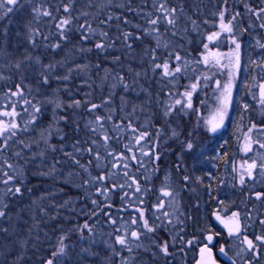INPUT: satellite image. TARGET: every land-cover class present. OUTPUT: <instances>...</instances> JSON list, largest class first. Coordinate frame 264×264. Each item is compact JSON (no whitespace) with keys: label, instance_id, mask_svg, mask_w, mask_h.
<instances>
[{"label":"rangeland","instance_id":"374dc122","mask_svg":"<svg viewBox=\"0 0 264 264\" xmlns=\"http://www.w3.org/2000/svg\"><path fill=\"white\" fill-rule=\"evenodd\" d=\"M142 1L143 4L139 6L145 9L150 0L147 2L146 0ZM216 3L217 0H167V4L170 8L174 7L177 9V27L172 29L169 26L170 29L168 28V30H166L167 28L164 27L168 26L166 21H162L156 26L161 30V32H159L160 34L168 31V47H160L161 49L159 48L160 50L156 55L157 58L162 56L164 59L167 58L173 66H180L182 68V71L175 74L174 78H162L158 73H154L152 71L153 65L151 60L147 61L146 58L149 53L144 50L141 53L142 56H144L143 58L145 59L147 67L143 74L145 76L144 80L146 86H149L148 89L138 80L141 74L139 77L135 75L136 72L141 73V70L129 69L126 67L125 69L127 70L128 76L126 82L132 86L131 90L125 92L123 87H121L115 89L116 93L114 91L111 95H106L105 92H102L100 93L102 96L98 103L91 101L92 91L82 93V96L86 97L84 99H78L81 101V106L79 108H70L68 105L76 101L74 98L75 95L69 92L70 88L67 87V81L63 80V76H61L58 85L61 92L66 91L65 104L69 108L68 113L70 114L72 124L75 125V127L72 125L69 129H73L79 137V131L84 129L89 130L92 127L97 128L96 133L91 132V141L89 143L88 140L87 146H85L86 148L80 145L78 139L73 140L70 144L63 142L65 133L62 125L66 119L59 118L64 117L65 104L56 96L57 92H50L48 94V91L44 88V83H35L31 78L38 67L39 71L42 70V72H44L43 66L48 64L57 66L54 71L48 73L53 76L59 75V71H63L64 75H66L69 69H74L77 64L87 65V68L82 71L87 75L91 72L89 70H92L93 67L80 61L78 58H75L74 61L72 60L74 62L72 63L73 66H69L65 63L64 66L61 67L62 55H59L60 59H58L59 56L54 58V53H52L49 55V58H47L45 48H43L42 55L38 53V50L35 48L37 47V41L36 46L33 48L26 39L24 24L31 21V18L26 20L23 18L31 16L30 6L27 4L23 8L10 13L3 20L6 21V23L0 25V75L5 77V79L0 80V111L11 110L10 105L5 108L6 100L14 99L16 111L18 112L16 119L19 125L17 135L8 140V147L0 153V167H2L0 169V181L8 178L4 175L5 172L13 177L7 185L0 182V199H2L3 204L9 203L10 200L13 199L18 200V198H14L13 194L9 193L5 195V193L8 187L15 189V187L19 186L17 179H22L21 173L24 171L22 167L30 169L32 174L37 173L45 178H50V184L52 185H49L43 194L35 197H24V200L19 203H25V200H27L30 213H38L40 216L48 219L56 218L57 216H72L73 219H75L78 215V217L86 218L80 220V222L75 220L76 225H83L85 221L93 225L96 243L92 244L91 248L98 255L85 257L83 259V264H107L106 258L111 254V250L105 246L104 241L108 240L114 243V236H109L108 233L124 223H127L131 227L130 218L132 215H137L135 213L130 214L121 211L112 213L113 218L116 220L115 225L107 223L106 216H94L91 218L89 216V213L94 207L90 204L92 199H94V195L97 196L98 199L103 196H99L96 193V189L99 187L98 184L90 183L84 185V181H90L93 177L102 175L106 172L117 171V169L112 167L113 160L107 162V167L106 157L101 155L102 159L96 161L94 156L96 151L100 152V148L104 143L102 135L106 132V127L118 134L113 127V122L118 124L122 123L124 125V123L120 121V118L125 119V126L131 120L138 129L150 133L141 145L133 149L136 155L144 161L145 166L140 167L136 163L130 165V172L137 178L141 186V192L132 195V189H128L127 187L124 189H117V187L109 192L106 201L111 199L112 196L117 195L120 199L119 207L121 208L125 206L126 208L130 206L142 207L150 223L163 225V227L159 229L156 239L161 242L167 241L170 252V255L164 256L151 240L147 237H142L143 248L134 249L132 253L136 258L135 264H180L183 257L187 260L193 258L195 252L197 253L200 245L204 243L203 235L211 234V231L223 230V225L229 234V227L233 226V222H240L238 216L239 204L235 203L234 200V176L237 170L246 173L243 169L246 168L247 163H251L253 160H255L258 165L264 163V147H261V144H264V104H261L260 95L257 94L258 86L261 80L264 79V50L262 47H258L259 44L256 43L257 41L261 42L264 40V28L257 26L248 28L251 36H248L246 41L243 40V42L241 39L242 33L239 32L236 35L237 38L235 41L240 45L239 50H241L244 62L242 66L243 72L239 79L238 86L240 92L236 93L235 100L233 104H231L232 106H229L230 112L228 116H230V121L228 128L217 135H212L210 137L205 136L208 125L205 124V120L203 119L202 124H198L199 127H197L196 125L200 117L195 115L192 118L191 115L194 113H191V111L195 112L199 107V110L202 109L203 115L210 118L209 121L218 119L216 117V110L218 109L221 92L223 91L221 83L222 75L220 76L218 74V63L214 58L215 51L217 50L215 47L217 46H213V40L209 41L207 39L209 35L216 31V28L213 26L216 15ZM150 4L152 5V3ZM150 7L154 9L153 6ZM187 7L193 9V12L190 13L188 9L186 11ZM181 8L183 12H180ZM55 14L59 15V17L63 16L57 12H55ZM193 14L197 16V18H194ZM156 15L157 13L155 16ZM198 16L201 17L202 20H199ZM179 19H182V21H179ZM193 20L196 22L195 25L192 24ZM228 20L231 21V18H228ZM21 21H24L22 27L18 26ZM205 21H207V23H205ZM180 22L182 23V27L178 26ZM122 25L125 24L122 23ZM146 25L149 24L146 23ZM188 25L192 26V36L188 34V28H190ZM32 27L41 30L44 32V35L51 31L57 32L55 22L50 24L47 20L41 25L36 23V25ZM92 28L95 30V34L89 38L90 41H93L94 36H100L99 25H92ZM5 30L7 32L6 36L4 35ZM172 31H176L177 35L173 36L171 34ZM74 32H77L76 27H74ZM192 39L196 43L204 42V45H208L207 48L203 45L205 50H203L202 54L199 56L190 53L189 45ZM119 42L122 43V48H124V52H126L127 46L123 42ZM233 44L236 48V44ZM262 44H264V42H262ZM82 47L87 49L85 46ZM74 48L76 49L75 52L78 54L79 47L75 46ZM35 51L37 54H35ZM169 51L172 52V56L168 55ZM110 53L111 52H107V55L109 56ZM26 54H31L33 57L39 56L41 58V64L37 65L33 62L25 61L24 56ZM176 54H179L182 58L178 62L175 61ZM107 59H109V57H107ZM206 59H209L210 62L213 61L214 66L207 68V63H205ZM163 60L157 62H163ZM17 61H23L20 69L14 67ZM254 62L258 64L255 65ZM252 65L255 66L253 73L250 74L249 68H251ZM250 75L252 77L251 83L247 81ZM205 77L208 78L205 79ZM227 77L229 79V76ZM232 78H234V76ZM7 81L9 82L7 83ZM217 81H220L219 87H217ZM149 82L155 87L156 92L154 94L148 92L152 86ZM193 83L197 84L192 94L193 108L183 110L177 106L176 109L173 110L172 115L165 118L162 114L163 106L165 104H174L175 99L183 100L184 98L179 94L184 93L186 89L191 91V85ZM17 84L22 85L23 92L26 91L29 94L33 93L32 96L22 98L7 95L9 89L15 90ZM147 93L149 94V98L146 103L140 102V97ZM169 93L173 95L169 96ZM39 94L41 95L40 97H38ZM61 97H63V94ZM24 99L32 101L33 104H38L41 108L40 114H38V118L34 124L28 123L31 118L30 114L34 112V109L31 105L24 104ZM105 100L108 101L107 104H103ZM49 101H53V103ZM56 101L61 103V108L55 107ZM93 103L101 105V107L89 112L88 109ZM151 104L154 105V107L148 108L147 106ZM134 105L137 106L135 111H133ZM84 106H86L85 110ZM54 108L56 111L55 120L53 117ZM25 109H27V111H25ZM80 113L83 115L81 123H79ZM45 115L49 117V122L43 121V116ZM109 115L112 117L111 120L107 119ZM97 116L104 117L102 129L96 124ZM0 119L6 120L8 118L0 117ZM191 119L195 121L194 124L196 126L191 133L196 132V134L192 135V137H194L190 139L194 142L195 147L189 152L185 150L181 141H188L185 128L186 125L190 123ZM26 124L28 126V131H23ZM253 125H256V127L253 128ZM158 129L160 130L159 136H157ZM249 129L252 130L249 131ZM173 130L178 133L176 137L172 135ZM32 131L43 132V136L48 139V143L45 144L43 142L41 134L30 139L29 134ZM49 133L51 134L49 135ZM201 134L202 137H199L198 135ZM84 135L86 136L85 133ZM133 135L135 134L130 130L125 131L127 144L135 143L129 139ZM61 136L63 139H61ZM109 136H111V134ZM246 137L249 139L246 140ZM93 140L97 142L96 145H93ZM2 143L3 138H0V144ZM246 143H250L251 146L254 147L253 152L249 155V151L245 152L243 150ZM39 145H42V147L39 148ZM49 145L54 146L55 151H53ZM74 145L85 150L90 146L93 147V155L89 156L87 151L76 153ZM165 145H169V148L164 151L166 152L164 154L161 149H164ZM171 145H173V147L170 149ZM140 147H143L145 151H151L155 148L160 156L159 160H155V166L150 165L152 156L141 155L139 151ZM61 149H63V151H61ZM109 150L111 149L109 148ZM173 150L175 152H172ZM6 151L9 152L10 156L6 154ZM17 152L20 153L19 156L15 155ZM66 152L73 153V155L80 160L81 164H84L88 168V171L85 172L72 160H69L65 155ZM41 153L43 155H41ZM125 154L128 156L131 155V153ZM89 160L92 161L91 164H89ZM5 161L12 164L13 167L8 168ZM98 163L100 165L99 168L96 166ZM133 164L135 167H133ZM234 167L236 169L235 171L233 170ZM121 168L119 171L122 173L123 168ZM185 176L189 177L187 182L184 180ZM145 177H147V179H145ZM108 182L111 184L125 183V178L123 175L112 176L106 181L107 187L112 189L113 184L110 185ZM61 185H69L77 194H68L66 189H63ZM134 188L135 185H133V189ZM145 189L147 191H145ZM125 191L132 195V201L135 202L134 205L128 200H121V196ZM163 191H168L170 195L167 197L163 196ZM29 192L30 190L28 189V193ZM139 197H142L143 204L140 203ZM160 201H164V206L163 208L157 209V207L154 206L158 205ZM9 205L10 204H8L7 207H9ZM0 207H2V204H0ZM21 208H25V206ZM208 211L211 213L209 219H207ZM164 212L169 213V216L165 217L163 215ZM233 213H237V216L234 217ZM11 216H14V214H11ZM156 216L160 218L157 220ZM217 216H219L220 219H217ZM169 220H171V223L168 222ZM18 222L19 220L8 221L5 223L6 228H3L7 229V231H0L2 234V236H0V264H21L18 256L8 255L11 249L15 247L12 246L13 244L17 243L16 245H18L17 249L19 251L23 252L27 248L28 252V247L26 246L32 238L30 236L32 228L28 221L27 228L24 231L25 235H16L19 229L16 228L15 223ZM45 231L46 229L43 227L36 231V233L42 234L37 237V244L39 245V241L42 243L49 242L46 248H51L57 240L56 236L50 237ZM84 234H86L85 237H87L86 231ZM174 237L175 240H173ZM181 238L183 239V243L181 242ZM243 240L238 238L230 241L228 238L226 247L229 255L232 256L237 263L247 264L250 256L249 252L246 250V245L242 242ZM188 241H193V243L189 244L187 243ZM77 244L79 245L74 254V259L76 260L73 262L76 264L80 259L77 257V253L80 252L81 247H88L89 242L88 239L83 241L79 239ZM56 246L57 244L53 248ZM69 247L70 246H68V248ZM117 248H119V246H117ZM241 249H245V251L242 252ZM70 250L72 251V249ZM178 252H182L184 255H175ZM262 254L264 255V252ZM69 255L58 259L62 260L63 264H71L68 259ZM120 255L128 257L130 254L127 251H121ZM10 256L11 258H9ZM259 258L261 259V257H258V259ZM262 258H264V256ZM47 259L48 258L45 259L43 264H45ZM112 260L114 264H119V257L112 256Z\"/></svg>","mask_w":264,"mask_h":264},{"label":"snow or ice","instance_id":"6c2138e0","mask_svg":"<svg viewBox=\"0 0 264 264\" xmlns=\"http://www.w3.org/2000/svg\"><path fill=\"white\" fill-rule=\"evenodd\" d=\"M131 2V0H130ZM225 3H227V0H225ZM262 3H264V0H262ZM29 5L30 6V14L32 17L31 21H28L24 24V28H25V33H26V39L28 40V43L34 48L36 46V38L41 37L43 34L40 32V30L38 28H33L32 27V21H35L37 24L40 23V18L41 17H46L49 18V20L47 21L48 23H53L55 22V28L57 29V32L55 33V35L59 36V40L60 41H67L69 39L67 33L71 30V24H72V16L70 15L71 11L73 10V4H74V0H69L68 3L63 4V12L64 13H68L69 15L66 16H60L59 18L53 14L50 6H48L46 4V0H0V21H3L10 13H13L21 8H23L25 5ZM89 8L95 7L97 8L98 11H103L106 7L109 6H113V0H98V3L93 4L91 2V0H89V3L87 5ZM116 7H123L122 5H114ZM154 6H155V11L157 13V15L155 16V18H151V14L149 15V19H148V24L150 26H152L150 29H145V34H149V32H155L156 33V40H157V48L160 47V33H159V29L156 27L159 23H161L162 21H166L167 25L170 26L172 29H175L177 27V9L176 8H170L167 4V0H159L158 3H156V0H154ZM246 10L248 12H252L254 15H256L258 18L261 16H264V7H260L259 9L254 10L253 8L249 7L248 5H245ZM129 11H134V9H132L131 7L128 8ZM57 12L60 11L59 8L56 9ZM180 12H183V9H180ZM80 15L87 17L89 15V13L87 11H83L80 13ZM224 15H225V11L222 10L219 12V17H220V28L222 31L225 32H232V27L231 25V21L225 22L224 21ZM240 13H236V16H239ZM236 17L233 16V20ZM113 19V16L111 14H109L107 16V20H101L100 22L103 23H107L108 21H111ZM116 19L119 20V17H116ZM190 19V18H189ZM125 23H128L127 20H125ZM195 21H192V24L195 25ZM205 23H207V21H205ZM261 28H264V22H262L260 24ZM78 31H79V35H80V40L81 41H87L91 36H93L95 34V30L91 27V24H89L87 22V20L85 21L84 24H80L78 26ZM173 36L177 35L176 31H172L171 33ZM4 35H7V32L5 30ZM219 35V33H212L211 35H209L207 37V39L209 41L214 40L215 38H217V36ZM132 34L129 32H121V34L119 36H117V40H122L123 43L131 50L132 49V44L130 43V40L132 39ZM50 39L49 36L47 35H43V40L48 41ZM109 39V35L107 32H101L100 33V41L95 43V48L101 52L106 51V49L108 47H115V42H113L112 44H108L106 43V41ZM135 39L139 40L140 37L136 36ZM233 43L236 44V49H237V55H236V66H239V48L240 45L238 43H236L235 39H233L232 41ZM62 45L61 43L58 41L55 44H45V47H51L53 50H56L58 48H60ZM165 48L168 47V44L164 45ZM205 48L208 47V45H204ZM260 47L264 48V44H261ZM79 51H85V49L81 46L79 48ZM87 51H91V49H87ZM145 51L147 52L148 50L145 49ZM152 57H151V63L153 65L152 67V71L154 73H158L162 78H174L175 74L180 73L182 71V68L180 66H173L169 60L167 58H165L163 60V62H157V55H156V49H152ZM169 56H172V52L169 51L168 53ZM115 61H119V57L114 58ZM182 58L179 54L175 55V61H180ZM24 60L25 61H30L33 62L37 65L41 64V58L39 56H35L33 57L31 54H26L24 56ZM23 61H17L14 64V67H16L17 69L21 68ZM205 63H207V59L205 60ZM60 66H64V62L60 63ZM44 67V72L41 73V76L43 77V83L47 84L49 82V76L47 75V73H51L52 71L55 70V68L57 67L56 65L53 64H48ZM97 67H99V65H97ZM87 68V65H75L74 69H69L68 74L64 75L62 77L63 80L68 81L71 77V73L73 71H77V72H82ZM136 77L140 76L139 72L135 73ZM58 79H61V77H57ZM208 77H205V79H207ZM5 79L4 76L0 75V80ZM119 83L120 85L123 87L124 91L127 92L129 90H131V85H129L126 82V79L124 76H120L119 77ZM220 86V81H217V87ZM231 86H232V75L231 73L229 74V80L228 83L225 84L223 86V91L221 92V96H220V107L217 109L216 112V117L218 119L209 121L206 120L205 124L208 125V131L209 132H215L217 131V129L223 124V120L224 117L227 115L228 112V104L231 101ZM197 87V84L193 83L191 85V91L189 90H185L184 93L179 94L181 95L184 99H175L174 104H165L163 106V116L165 118H168L172 115L173 110L176 109L177 106H179L180 109L183 110H187V109H192L193 105H192V94L195 91ZM7 95L11 96V97H23V88L21 84H17L15 86V90L13 91L12 89H9ZM172 93H169V96H172ZM123 99V97H122ZM50 103H53V101H49ZM260 102L261 104H264V84L260 85ZM108 101L105 100L103 102V104H107ZM24 104L27 105H31V107L34 109V112L30 114V121L28 123L34 124L35 121L38 118V114L41 111V108L38 104H33L32 101L24 99ZM11 105V110H5V111H0V117H5L8 119H0V138H3V143L0 144V153H2L7 147H8V140H10L12 137H15L17 135V131L19 130V125L17 123V119L16 117L18 116V112L16 111V104L15 102H10ZM70 108L71 107H76L79 108L81 106V101L76 100L74 101L72 104L68 105ZM8 105H5V108H7ZM55 107L56 108H61V103L56 101L55 102ZM98 107H101V105H97V104H91L89 107V112L94 111L95 109H97ZM137 106H133V111L136 110ZM142 109V106H141ZM123 110V109H122ZM25 111H27V109H25ZM53 117L54 120L56 118V111L55 108L53 110ZM59 119H65L64 117H60ZM108 120H111L112 117L111 115H109L107 117ZM103 120L104 117L101 116H97L96 117V124L102 129L103 128ZM113 127L116 131H126V130H130L132 133H134L135 135L131 136L129 139L130 141H134L135 143H129V144H125L124 148H125V152H121L119 154L114 153L113 151L109 150L108 148V144L109 141L111 139H113V137L109 136L107 134V132H104L102 135V139L104 141V147H105V151L107 152V155L112 157L113 163H112V167L114 169H117L116 172H106L102 175L93 177L90 181L89 180H85L84 181V185H88L90 183H94V184H98L99 187L96 189V193L99 196H103L105 197V200H107L108 198V194L111 190L119 187L120 189H124L125 187H127L128 189H132V195H134L135 193H140L141 192V186L138 183V180L135 176H133L130 172V165L132 163H136L138 164L140 167H144V161L141 160L137 155L136 152L133 150L136 146H139L142 144V142H144L146 140V138L150 135V133L146 132V131H141L140 129H138L136 126H134V124L132 123V121L130 120L129 123L124 126L122 123H115L113 122ZM256 125H253V128H255ZM93 133L97 132V128L96 127H92L90 129ZM252 129H249V131H251ZM23 131H28V126L27 124L25 125ZM7 134V135H6ZM51 133H49L50 135ZM160 135V130H157V136ZM173 137H176L178 135V133L173 130L172 132ZM190 135H192L190 133ZM41 136L43 138V142L45 144L48 143V139L44 138L43 136V132H41ZM61 139H63V137L61 136ZM249 138L246 137V140H248ZM117 142H119V138H117ZM79 143V142H77ZM93 145H96L97 142L95 140H93ZM49 147L52 148L53 151H55V147L52 145H49ZM185 150L191 152L195 145L194 142L192 140H188L186 145H184ZM261 147H264V144H261ZM75 148V152L76 153H81L83 151H87V153L89 154V156L93 155V151L94 148L93 147H89L86 150L85 149H81L79 147H76L74 145ZM243 150L245 152H248L251 150V144L250 143H246L243 147ZM61 151H63V149H61ZM139 151L141 153L142 156H155L156 160L160 159L159 154L156 152L155 148H153L151 151H145L143 147L139 148ZM125 153H131L130 156L126 155ZM15 155L19 156L20 153L17 152L15 153ZM41 155H43L41 153ZM65 155L68 157L69 160H72L76 165H78L80 168H82L85 172L88 171V168L84 165L81 164L80 160L78 158H76L73 153H65ZM94 159L96 161H100L102 159L100 153L98 151L95 152V156ZM91 160H89V164H91ZM5 164L7 165L8 168H12L13 165L8 163L7 161H5ZM97 168L100 167L99 163L96 165ZM123 168V172L121 173L119 171L120 168ZM259 167L261 169V175L264 176V163L261 164H257V162L255 160H253L251 163H247L246 168L244 169V172H246L247 176L249 179L253 178V171ZM54 169V166H53ZM234 171L236 170L235 167L233 169ZM5 176H7L8 178L0 181L2 183H4L5 185L9 184V182L13 179L12 176H9L7 172L4 173ZM119 175H123V177L125 178V183L122 184H113L112 189H109L106 185V181H108L112 176H119ZM145 179H147V177H145ZM185 182H187L189 180L188 176L184 177ZM130 181V183H129ZM23 183V181H21V184ZM240 183L244 184L245 183V176L244 174L240 175ZM133 185H135V188L133 189ZM145 191H147L145 189ZM13 194V195H19L21 194V187L17 186L15 187V189H13L12 187H8L7 191L5 193V195L7 194ZM163 196L167 197L170 195V193L168 191H163L162 192ZM132 195L129 194V192L125 191L123 192L122 196H121V200L125 201L128 200L129 202H132L134 205V201H132ZM264 198V194L261 193H257L256 194V199L260 200ZM140 200V203L143 204V199L142 197L138 198ZM91 203L94 206V209L89 213L90 218L94 217V216H99L101 214L105 215L107 217V223L115 225L116 224V220L113 218V215L111 212H103V209H100V211H96L95 209L99 208L100 205L98 203V201L96 199H92ZM0 204H2V207H0V218L5 217L7 215L6 211L4 209L7 208V204H3L2 199H0ZM106 206L108 208H112L111 204H106ZM164 206V201H160L158 205H155L154 207H157V209L159 208H163ZM126 210V206L122 207L121 209H119V211H125ZM134 212L138 213V215H132L130 218V223H131V227L127 224L124 223L122 224L120 227L115 228L112 232H109L108 235L109 236H114V243L112 241H104L105 246L111 250V254L106 258L107 260V264H114L113 260H112V256H117L119 257V264H135L136 262V258L132 255L134 249H140L143 248V242L141 240L142 237H147L149 240L152 241V243L154 245H156L159 248L160 253H162L164 256H168L170 255L169 252V245L167 241H160L156 239V235L158 234V231L161 227H163L162 224H154V223H150L148 218H146L145 216V211L142 207H135L133 208ZM163 215L165 217L169 216V213L164 212ZM233 216H237V213H233ZM160 217L156 216V219L158 220ZM217 219H220L219 216H217ZM169 223H171V220L168 221ZM261 225H264V220L260 221ZM141 226H142V230H141ZM79 231V239L81 241L88 239L89 242V246L88 247H81L80 248V252L77 253V257H79L80 259L77 261V264H83V259L85 257H91V256H96L98 255L96 252H94L91 248V245L96 243V240L94 238L95 234L93 232V225L89 224L88 221H85L83 225L78 226ZM0 231H4L6 232L7 229H0ZM87 232V237H85L84 232ZM241 231V225L239 222H233V226L229 227V234H238ZM151 234V235H149ZM66 235H62L58 242H57V246L55 248V250L52 252L51 254V258L47 259L45 264H63V261L58 259L60 257H67L68 254V245L65 243L66 240ZM173 240H175V237L173 238ZM208 243L211 244L213 241L212 236H208L207 237ZM255 240L259 242L260 245H264V234L261 235H256ZM181 242L183 243V239L181 238ZM245 245H246V250L250 253H252L254 256L257 255V249H258V245L251 239H248L247 237L244 238V240L242 241ZM187 243L192 244L193 241H188ZM117 246H119V248H117ZM147 250V249H145ZM183 250V249H181ZM121 251H127L130 255L128 257H124L122 255H120ZM201 260L198 262V264H216V261L212 259V249L209 248L207 245H205L203 248H201ZM241 251H245V249H241ZM220 253L223 255H227V253L225 252V249L223 246H221L220 248ZM233 264H235V261H233ZM248 264H251V262L249 261Z\"/></svg>","mask_w":264,"mask_h":264},{"label":"trees","instance_id":"16d2710c","mask_svg":"<svg viewBox=\"0 0 264 264\" xmlns=\"http://www.w3.org/2000/svg\"><path fill=\"white\" fill-rule=\"evenodd\" d=\"M148 0H146L147 2ZM184 1V0H182ZM69 0H46V4L48 6H50L52 12L54 15H56L59 18V15L55 14L56 9L59 8L60 11L57 12L59 14H62L63 16L69 15L68 13H64L63 12V4L68 3ZM91 2L93 4L98 3V0H91ZM159 0H156V3H158ZM89 3V0H74V4H73V10L71 11L70 15L72 16L73 20H72V24H71V30L67 33L69 39L67 41H60L59 40V36L55 35L56 32H48V34H46L47 36L50 37V39L48 41L43 40V35L44 32L41 31V33L43 34L41 37L37 38V47L36 50H38L37 52L40 53L41 55L43 54V48L46 49V56L47 58H49V55L54 53V58L58 57L59 55H62V59L61 61L65 63H67V65L69 66H73L72 63H74V59L78 58L80 61H83L85 63H87L88 65L92 66L93 69L89 70L91 71L89 74L85 75V72H75L73 71L71 73V77L70 79L67 81V87L70 88L69 92H72L73 95H75V99H84L86 96H82V93H87V92H91L92 91V102L94 103H98L100 98H101V94L102 92H105L106 95L107 94H112V92L115 91L117 88H121L122 86L119 83V77L120 76H124L126 81H127V70L125 69L126 67H128L129 69L133 68V69H140L141 71V77L138 79L139 82H141L144 87L146 89H148V87L146 86V82L144 80V74L143 72L145 71V68L147 67V65L145 64V59L143 58L144 56H142V53L145 49H147L148 53L147 54V61L151 60L152 57V49H156V53L159 52V50L161 49L160 47H164L165 44H168V31H166V33H162L160 34V49L157 48V40H156V33L155 32H149V34H145V29H150L151 26L146 25V23H148V19H149V15L151 14V18H154L156 11H155V6H154V0H150L148 5L146 6V8L144 9V7H140V4H143L142 0H113V6H109L106 7L102 12L98 11L97 8L92 7L89 8L87 5ZM117 3V4H116ZM152 3V5L150 4ZM114 5H122L123 7H116ZM150 6H153L154 9H151ZM57 7V8H56ZM131 7L132 9H134V11H129L128 8ZM147 9V10H146ZM83 11H87L89 13V15L87 17L80 15L81 12ZM187 11V9H186ZM190 13L193 12V9L189 8ZM188 11V12H189ZM111 14L113 16V19L111 21H108L107 23H101V20H107V16ZM116 17H119V20L116 19ZM194 18H197V16H195L193 14ZM199 17V16H198ZM24 20L26 19H30L32 20L31 16H27V17H23ZM41 20L44 19V17L40 18ZM45 20H49V18L45 17ZM87 20V22L89 24L92 25H99L100 27V33L103 32H107L109 35V39L106 41V43L108 44H112L113 42H115V47H108L106 49V51L101 52L99 50H97L95 48V43L100 41V36H94L93 41H90V39H88L87 41H81L80 40V35H79V31H78V26L80 24H84L85 21ZM127 20L128 23H124V21ZM199 20H202L201 17H199ZM179 21H182V19H179ZM74 23V24H73ZM125 24V25H122ZM179 27H182V23H178ZM190 28H188V34L190 36H192L191 33V25H188ZM40 27V26H38ZM74 27H76L77 32H74ZM165 28H167L166 30H168V28L170 29L169 26H164ZM121 32H129L132 34V39L130 40V43L132 44V49L130 50L127 47L126 52L124 48H122V43H120L119 41L123 42L122 40H117V36H119L121 34ZM159 32H161V30L159 29ZM136 36H139L140 39L137 40L135 39ZM194 36V35H193ZM61 43V47L53 50L51 47H45V44H55L57 42ZM213 46H217L219 47V43L216 42V38L212 41ZM204 42L202 43H196L193 39L190 42L189 45V50L190 53H193V55L199 56L202 54V51L205 50L203 48ZM75 46H78L79 48L81 46H85L87 49H91V51H87V49H85V51H78V54L75 52ZM215 47V48H217ZM142 51H141V50ZM36 52V51H35ZM37 52L35 54H37ZM107 52H111L110 55H107ZM141 53V54H140ZM162 53V52H161ZM208 54V53H207ZM107 57H109V59H107ZM119 57V61H115L114 58ZM126 57V58H125ZM58 59H60V56L58 57ZM164 58L162 56H159L157 58V61H161ZM73 60V61H72ZM133 64V65H132ZM97 65H99V67H97ZM149 65V64H148ZM210 66H214V62H210L209 59L207 60V68ZM216 66V63H215ZM150 67V65H149ZM73 69V68H72ZM106 69V70H104ZM105 71V72H104ZM42 70L39 71V67L38 69H36L34 75L32 76V81L35 83L41 82L43 83V77L41 76ZM59 75H52V74H48L49 76V82L47 84H45L44 88H46V90L48 91V94L50 92H57L56 96L59 97L64 104L66 103V91H60L59 88V79L57 78V76L61 77L64 76L63 71H59L58 72ZM230 73V72H229ZM227 76L229 75H223V77L226 78L227 81ZM147 77V76H146ZM235 77L232 78V86L235 84ZM9 81H7L8 83ZM82 82V83H80ZM222 86H224L225 84H227L228 82H225V80H221ZM150 85H152L151 82H149ZM231 86V87H232ZM13 90V89H12ZM148 92H150L151 94H154L156 92L155 87L152 85L150 87V91L148 90ZM36 93V92H34ZM23 97L22 98H28L29 96H32L33 93H27L26 91L23 92ZM38 94V92H37ZM63 94V97H61V95ZM41 95L39 94L38 97H40ZM36 97V96H35ZM149 98V94H143L142 97H140V102H144L146 103V101ZM10 102H14V99H8L6 100V105H10ZM36 104V103H35ZM11 106V105H10ZM229 106L231 105V101L228 104V112L227 115L224 117L223 120V124L217 129V131L215 132H209L208 129L205 132V136H212V135H217L219 133H222L225 131L226 128H228V124L230 121V116H228L230 110H229ZM149 107H154V105H149L147 106ZM220 107V103L218 104V108ZM86 106H84V110H85ZM64 118L66 119V121L63 122V131L65 133V139L63 142H67V143H71L73 140L78 139V141L80 142V145L84 148L85 146H87V142L89 140V143L91 141V130L89 129H84L79 131V137L77 136L76 132L73 129H69V127H71L72 121L70 119V114L68 113L69 108L66 106H64ZM217 112V110H216ZM191 113H194L191 115V117L193 118L195 115H198L200 118L197 122V127L198 124H202L203 119L206 120H210V118L206 117L205 115H203L202 109L199 110L198 109L193 112L191 111ZM40 114V113H39ZM206 118H205V117ZM47 117V118H46ZM83 115L80 113V119H79V123H81V119H82ZM49 117L47 115L43 116V121H48ZM120 121H122L124 123V126L126 124L125 119L120 118ZM49 122V121H48ZM194 120L191 119L190 123H188L186 125L185 131L187 134V140L193 138L192 135H195L196 132L191 133V131H193L196 126L194 124ZM75 127V125H73ZM36 127V126H35ZM34 128V127H33ZM40 129V128H38ZM116 131V130H115ZM106 132L108 135L111 134V137H113V139H111L109 141L108 144V148L111 149V151H113L116 154H119L120 152H125V148L124 145L127 144V138L125 136V131H116L118 132V134H116L115 132L111 131L108 127H106ZM84 133L86 134V136L84 135ZM190 133L192 135H190ZM41 134L40 132H34L32 131L29 135H30V139H33L35 136H39ZM28 135V136H29ZM90 136V139H89ZM199 137H202L201 135H198ZM117 138H119V142H117ZM184 139V138H183ZM168 142V141H167ZM166 142V144H167ZM183 143V145H185L187 143V141H181ZM90 146V145H89ZM39 148L42 147V145L38 146ZM91 147V146H90ZM173 147V145L170 146V149ZM86 148V147H85ZM169 148V145H165L164 149H161L162 153H166L164 152L165 150H167ZM254 150V147L251 146V150L249 151L248 155L250 153H252ZM172 152H175L174 150ZM100 155L106 157V166L107 162L109 160L112 161V157L107 155V152H105V147H104V143L102 144V147L100 148ZM6 154H9L8 151H6ZM247 155V156H248ZM171 156V154H170ZM245 156V157H247ZM110 158V159H108ZM155 157L154 155H152V159H151V164L152 166H155ZM133 167H135V165L133 164ZM2 167H0L1 169ZM23 168V172L21 173L22 175V179H17L19 182V187H21V194L19 195H13L14 198H18V200H10V202H7V206L8 204L9 207H7L6 209H4L7 213V215L5 217L0 218V228H6L5 227V223L8 221H13V220H19L18 223L16 224V228H18L19 230L16 232V235L18 234H24V231L27 228L28 225V221L30 223V227L32 228L31 230V234L30 236L32 237L29 241V244L26 246L28 247V252H27V248L25 249V251H19L18 245L13 244L12 246H15L14 249H11L10 253L8 255L11 254V256L15 255L18 256L20 259L21 264H43V262L45 261L46 258H51V254L52 252L55 250V248H53L59 238L62 235H66V240L65 242L67 243L68 246H70L67 251L68 254L71 251L70 249H72L71 254L69 255V261L71 262V264H76L73 263L74 260V254L76 253V248L78 247L79 244H77L78 240H79V231L78 226H80L79 224L76 225V221L80 222V220H84L86 218L83 217H76L75 219H73V217L71 216H67V217H62V216H57L56 218H44L42 216H40V214L36 213L33 214L32 212H29V208H28V201L25 200V203H19L20 201L24 200V197H35V196H39L41 194H43L47 187H49V185L51 183L50 178H45L43 176H41L40 174L34 173L32 174L30 169H28L27 167H22ZM122 169V168H121ZM244 171V169H243ZM116 172V171H115ZM244 174L245 176V183L241 184L240 183V175ZM240 175L238 177V181H237V185L240 186V193L237 196L235 203L239 204V211H238V216L240 218V225H241V230H242V235H239L238 237L234 236V234L230 235L229 234V238H235V239H240L243 240V237H247L249 234V223L252 222V213H251V208H252V201L249 195V183H248V176L246 173H243L240 171ZM21 181H23V183L21 184ZM110 185H112L110 182H108ZM60 184V183H59ZM122 184V183H120ZM63 186V189H66V192L68 194H77L76 191H74V189H72V187H69V185H61ZM28 189L30 190V192L28 193ZM117 189H120L119 187ZM94 199H96L100 205L99 208L95 209L96 211H100V209H103V212H111V213H115V212H120L119 209H121V207H119V202L120 199L118 198L117 195H114L111 197V199H109L108 201L105 200V197H101L100 199H98L97 196L94 195L93 197ZM21 199V200H19ZM31 200V199H30ZM13 204V205H12ZM91 206H93L92 203H90ZM106 204H111L112 208H108L106 206ZM22 206H25V208H21ZM134 207H128L126 208L125 211H121V212H128L130 214H137L136 212H134L133 210ZM94 209V207L92 208V210ZM40 210V209H39ZM11 214H14V216H11ZM210 212H207V219L210 218ZM99 216L105 217V215L101 214ZM76 220V221H75ZM106 221H107V217H106ZM45 228L46 229V234L50 235V237H55L56 236V241L53 244V247H48L46 248V246L49 245V242H40L39 241V245L38 243V239L37 237L42 235V234H38L36 233V231L38 229H42ZM36 230H35V229ZM85 233V232H84ZM86 235V234H84ZM0 236H2V234L0 233ZM27 236V235H26ZM28 241V240H27ZM75 250V251H74ZM197 251V250H196ZM196 253V252H195ZM195 255V254H194ZM11 256L9 258H11ZM14 256V257H15ZM4 257V255H3ZM194 257V256H193ZM9 260V259H8Z\"/></svg>","mask_w":264,"mask_h":264},{"label":"flooded vegetation","instance_id":"af4514ba","mask_svg":"<svg viewBox=\"0 0 264 264\" xmlns=\"http://www.w3.org/2000/svg\"><path fill=\"white\" fill-rule=\"evenodd\" d=\"M245 5H248L249 7L253 8L254 10L259 9L260 7H264V3H262V0H227V3H225V0H217L216 3V15H215V20L213 26L216 28L215 33H219V35L216 38V42L219 43V47H217V50L215 51V56L214 58L217 60L218 67L217 71L218 74L221 76L222 75V81L225 80V82H228V77L227 81L226 78L223 77V75H229L231 73L232 77H236L235 84L231 87V104H233L236 93L240 92L239 89V79L241 77V74L243 72L242 66H243V59H242V53L241 50H239V66H236V55L237 51L232 43L233 39L237 38V34L240 32L242 33V42L243 40L246 41L248 36H251L249 34L248 28L257 26L260 27V24L264 22V16L257 17L254 15L252 12H248L246 10ZM186 9L189 10V7ZM191 9V8H190ZM224 10L225 15H224V21L228 22V18H231V27H232V32H225L222 31L220 28V17H219V12ZM236 13H240L239 16H236ZM233 16L236 18L233 20ZM24 21H21L18 26L22 27ZM43 22H45V17L44 19H40V25ZM6 21H0V25L5 24ZM36 22H32V26H35ZM1 27V26H0ZM9 27V26H8ZM10 28V27H9ZM41 31V30H40ZM263 41H257L256 43L259 44L258 47H260V44H262ZM261 49V48H260ZM264 50V48H263ZM244 52V51H242ZM254 64H258L257 62H254ZM252 65L251 68H249L250 74L253 73L254 66ZM230 72V73H229ZM264 74V71H263ZM224 78V79H223ZM252 77L251 75L248 77L247 81L251 83ZM249 83V85H250ZM264 84V79L261 80L257 94L260 95V85ZM227 129V128H226ZM225 129V130H226ZM240 175V171L237 170V173L234 176V192H235V197L234 200H236L237 196L240 193V186L237 185L238 177ZM248 183H249V195L251 198V201L253 203L252 208H251V213H252V222L249 223V234L247 236L248 239L253 240L257 245V255H253L252 253L249 252L250 258L248 259L247 262H251V264H264V258H262L264 255L262 254L264 252V245H260L258 241L255 240L256 235H261L264 234V225L260 224L261 220H264V198L258 200L256 199V194L261 193L264 194V176L261 175V169L257 167L253 171V178L249 179L248 178ZM223 227V228H222ZM222 228L223 230H215L211 231V234L214 236V242L211 245V248L215 251L216 249L220 248L221 246L224 247L225 252L227 253L228 257L232 260L235 261L232 256L229 255L227 252V247H226V242L228 241V232L226 231L225 226L223 225ZM225 228V229H224ZM239 235H242V230L238 234H234V236L238 237ZM235 238H229V240H233ZM244 239V237H243ZM184 255L182 252H178L175 255ZM258 257H261V259ZM196 258V253L193 258L185 259L184 257L182 258V261L180 264H192V262ZM216 260L218 264H228L219 257L216 256ZM235 264H240L235 261ZM248 264V263H247Z\"/></svg>","mask_w":264,"mask_h":264},{"label":"water","instance_id":"95a60500","mask_svg":"<svg viewBox=\"0 0 264 264\" xmlns=\"http://www.w3.org/2000/svg\"><path fill=\"white\" fill-rule=\"evenodd\" d=\"M208 236H212V235L211 234L205 235V237H204L205 243L199 247L197 255H196V259L194 260V262L192 264H198V262L201 260V251H200L201 248H203L205 245H207L209 248H211L210 245L213 243V241L211 244H209L208 240H207ZM220 248L216 249L215 251L211 248L212 249V259L216 261V264H218V262L216 260V256L228 264H233V261L228 257V255H223L220 253Z\"/></svg>","mask_w":264,"mask_h":264}]
</instances>
